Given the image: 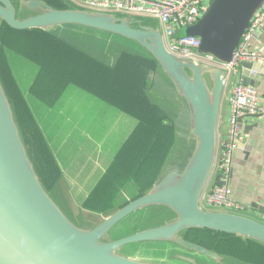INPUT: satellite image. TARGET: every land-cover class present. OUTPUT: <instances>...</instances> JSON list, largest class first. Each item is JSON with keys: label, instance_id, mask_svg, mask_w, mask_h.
<instances>
[{"label": "water", "instance_id": "1", "mask_svg": "<svg viewBox=\"0 0 264 264\" xmlns=\"http://www.w3.org/2000/svg\"><path fill=\"white\" fill-rule=\"evenodd\" d=\"M63 1L64 8H55L45 0H0L1 25L49 34L73 27L83 33L106 32L141 46L162 75L160 79L149 75L148 94L167 115L165 123L175 128L181 147L167 156L156 182L143 195L94 223L89 224L85 215L75 219L44 184L0 76V264H155L119 253L122 247L139 243L173 244L218 264L230 263L228 257L186 240L183 234L191 229L236 235L264 246V223L231 212L206 211L201 205L216 164L217 125L228 71L171 54L158 19ZM263 5L264 0H211L202 18L184 34L201 40V54L229 63ZM242 67L244 84L255 86L253 73L262 65L246 62ZM150 208L170 218L133 235L105 240L126 218ZM171 252L179 261L201 264L196 254Z\"/></svg>", "mask_w": 264, "mask_h": 264}, {"label": "trees", "instance_id": "2", "mask_svg": "<svg viewBox=\"0 0 264 264\" xmlns=\"http://www.w3.org/2000/svg\"><path fill=\"white\" fill-rule=\"evenodd\" d=\"M45 1L57 8H63L58 1ZM10 53L26 57L40 66V72L31 91L46 104L54 105L66 87L73 84L141 121V127L126 143L110 166L105 180L101 182L87 203L88 208L96 213L110 211L115 205L117 194L123 188L120 181L124 178L126 184L130 180L136 181L141 175L138 164L146 152L148 154L144 157V161L156 167L152 180L155 179L167 154L162 155L157 166L153 159L154 155L161 154L165 148H170L174 134L172 129L162 125L165 116L152 104L145 93L148 73L155 68L153 62L125 54L120 58L116 69H111L91 58L90 55L81 53L49 35L48 32L43 30L18 31L2 23L0 27V76L16 109L32 160L48 189H53L60 180L61 169L13 75ZM114 174L119 177V182L114 180ZM152 180L147 183V187ZM138 185L141 187L140 184ZM183 235L186 240L213 251L217 250L221 255L240 258L251 264H264V248L254 241L250 240L249 245L246 246L236 235L221 232L213 234L207 229H191Z\"/></svg>", "mask_w": 264, "mask_h": 264}, {"label": "crops", "instance_id": "3", "mask_svg": "<svg viewBox=\"0 0 264 264\" xmlns=\"http://www.w3.org/2000/svg\"><path fill=\"white\" fill-rule=\"evenodd\" d=\"M55 1L61 3L64 8L63 0ZM159 25L163 30L161 23ZM98 34L101 33L99 32ZM251 47L264 55V25L255 31ZM9 58L18 86L39 124L54 157L56 155L53 152L50 138L57 144V149L62 158V164L56 161L61 169V178L64 179L66 174H69L67 177L74 181L71 182L72 187L82 180L90 181L89 178L84 177V174H91L94 171H97L95 173L99 174V177L91 185L87 186V194H90L88 198L84 196L75 198V195L73 198L72 195H61L58 196V201L64 210L75 219L82 218V215H85V218L88 219V215L94 214L101 217L100 213H96L88 208L87 203L93 197L101 182L105 180L106 175L110 171V166L121 153L126 143L131 139L136 130H139L141 127V121L73 84L66 87L54 105H48L31 91V87L40 72V66L30 61V59L15 53H10ZM30 62L33 63L32 65L35 68L30 69V74L32 73L33 75L30 76L29 90H22L21 81L23 74L20 71L24 68L28 69ZM260 64L262 65L260 72L253 74H256L254 78L255 87L260 94L261 104L264 108V63ZM234 85L235 78L233 77V80L229 81L225 86L217 125L218 148L216 164L205 189V194L210 193L220 182L218 164L222 158V144L227 138L228 124L231 116L229 99ZM145 93L150 100H153L148 91H145ZM152 104L156 106L154 102ZM156 107L165 116L162 125L165 128L173 130L174 141L176 136L175 128L165 123L168 119L167 115L158 106ZM95 119H97L96 122H94ZM241 123L243 132L239 148L234 155L233 171L229 186L233 191V198L237 206L234 210L245 212L235 213L261 222L264 220V116L246 117L244 120H241ZM47 131L50 135H47ZM96 132L98 134L97 142H95L93 136ZM80 150H83L82 156H78ZM171 150L172 145L170 146ZM94 154H96L95 157L92 156ZM108 157L114 158L111 163L107 162ZM109 163L110 166L108 168ZM76 173L79 174L76 175ZM120 193H123V188ZM118 198L114 204H116Z\"/></svg>", "mask_w": 264, "mask_h": 264}, {"label": "built area", "instance_id": "4", "mask_svg": "<svg viewBox=\"0 0 264 264\" xmlns=\"http://www.w3.org/2000/svg\"><path fill=\"white\" fill-rule=\"evenodd\" d=\"M84 8L117 12L133 16L158 19L163 28V38L168 51L178 57L191 58L228 71L235 85L229 99L231 116L227 138L222 144V158L218 164L220 184L203 195L202 203L209 207L236 208L229 181L233 171L235 152L239 148L246 117L264 116L260 94L255 86L244 84L243 63H264V55L251 47L255 31L264 25V5L256 12L232 60L222 63L212 55L199 52L201 40L181 31L195 25L204 15L211 0H73ZM209 2V4H208Z\"/></svg>", "mask_w": 264, "mask_h": 264}, {"label": "rangeland", "instance_id": "5", "mask_svg": "<svg viewBox=\"0 0 264 264\" xmlns=\"http://www.w3.org/2000/svg\"><path fill=\"white\" fill-rule=\"evenodd\" d=\"M70 1L77 6L83 7L82 5L78 4L77 2H75L73 0H70ZM208 4H209V2H208ZM183 33H184V31L181 34H183ZM49 35L58 38L60 41L65 42L69 46L74 47L76 50H78L81 53L91 55V58L99 61L100 63L104 64L105 66H107L111 69H116V67L120 63L119 62L120 58H122V55L124 56L125 54L153 62L155 65V68L151 69L149 71L148 77L152 73V74H154V77H153L154 79L162 78V75L159 74V69H158L156 61L150 55H147L146 53H144V50L141 48V46H139L135 42H132V41L127 40L125 38H122L120 36L112 35V34H109L106 32H101V34L83 33V31L80 32L78 28H73V27L62 28V29L56 31L55 33H50ZM113 59H115V60L112 61ZM103 61H107L109 63V65L105 64ZM110 61H112L114 63V65H112ZM135 63H137V62H135ZM32 64L33 63L30 62V65H28V69L24 68L22 71H20L23 74L22 81H21L22 90L23 89L29 90L30 76L33 75L32 73L30 74V69L35 68V66ZM148 77L146 79V82L148 80ZM232 80H233V75H231L229 78V81H232ZM145 90L149 91V89H147V87H145ZM150 101L154 102V100H150ZM29 104H30V101H29ZM40 114H41V112H40ZM96 121H97V119L94 120V122H96ZM46 130H47V128H46ZM46 133H47V135H50V133L48 131ZM93 136H94L95 142H97L98 141L97 132ZM25 142H26V139H25ZM50 143L53 147V152L56 155L55 160L62 164V158H61L59 151L57 149L56 142L50 138ZM171 145H172V150H171L172 152L179 150L181 147V146H177L178 142L176 139L172 142ZM27 147H28V145H27ZM28 151L30 154L29 147H28ZM171 151H170V148L169 149L165 148L161 154H155L154 158H153L155 160V165L156 166L158 165L157 163L160 160V158L162 157V155L167 154L169 156L172 153ZM147 154H148V152L144 153L142 158L140 159V162L138 164V170H141V175L138 177L137 180L135 178L136 181L130 180L125 184L124 178L120 181L119 177H117L114 174V177H113L114 180H116L117 182L120 181V183H122V187H123V193L122 194L123 195L120 192L117 194V197H119V198L116 201V204L114 205V207L110 211H114V210L122 207L125 203L132 201V199L134 197L139 196L142 193V191H143V193L141 195H143L144 192L146 190H148L149 188H151L152 185L156 182L157 178L155 180H152L153 175H154L153 173H154L156 167L153 165H148V164H146V161H144V157ZM82 155H83V150H80L78 153V156H82ZM167 155L164 159V162L167 159ZM92 156L95 157L96 154H94ZM123 158H124V154L122 155V160H123ZM113 159H114L113 157H108L107 162L111 163L113 161ZM110 163L108 165V168L110 166ZM62 167H64V166L62 165ZM162 167H163V164L161 165L160 169ZM95 172H97V171H94L91 174H89V173L84 174V177L89 178L90 181L82 180L81 182H79L78 184H75L72 187H71V182H74V181H73V179L67 177V175H69V174H66V177H64V179L60 178V180L57 182V184L55 185V187L53 189H48V188L47 189L49 192H51L58 199H59L58 196H61V195H63V196L72 195L73 198H74V195H75V198L83 197V196L88 198L90 196V194H87V191H88L87 186L91 185L94 182V180L97 179V177H99L98 176L99 174H96ZM78 174L79 173H76V175H78ZM151 180H152V182L147 187L146 186L147 183H149ZM138 184H140L141 187ZM143 187H147V189L144 190ZM79 201H81V200L79 199ZM201 205L206 211H223V212H231L234 214L245 213V212L236 211L234 209L209 207L205 203H202ZM71 208L74 210L73 207H71ZM100 214L104 215L105 213H100ZM98 218H100V216H98L97 214L88 215V221H90L89 224L94 223ZM166 218H170V215L169 214L163 215V213L160 212L159 210H154V209L150 208V209L138 211V212L132 214L131 216H129L128 218H126L119 225H117L106 236L105 240L108 242L109 241H115V240L130 236V235H133L139 231L159 226L162 224V222ZM74 221L76 223H78L77 220H74ZM261 223H264V220H262ZM242 242L246 246H248L250 241L245 242L242 240ZM258 245H260V244H258ZM260 246L264 248V246H262V245H260ZM175 249H177V250L179 249L183 253L190 254L192 256H194L196 254L194 252L190 253V252H188V251H186V250H184V249H182L176 245L166 244V243H139V244L127 245V246L122 247L120 249L119 253L121 255L126 256V257L131 258V259H136V260L145 261V262H151V263H155V264H189V263H186L183 261H179V260H177L171 256L173 254L171 251L175 250ZM215 251H216V253L221 255L217 250H215ZM222 256L228 257V260L230 262L228 264H251V263H247L243 260H240V258H234V257L232 258V256H227V255H222ZM196 257H197V262H200L201 264H218L217 262H215V261H213V260H211L205 256H202V255L196 254Z\"/></svg>", "mask_w": 264, "mask_h": 264}, {"label": "flooded vegetation", "instance_id": "6", "mask_svg": "<svg viewBox=\"0 0 264 264\" xmlns=\"http://www.w3.org/2000/svg\"><path fill=\"white\" fill-rule=\"evenodd\" d=\"M160 170H161V169H160ZM160 170L158 171V173H157V175H156V177H155V178H157V176H158V174H159Z\"/></svg>", "mask_w": 264, "mask_h": 264}]
</instances>
